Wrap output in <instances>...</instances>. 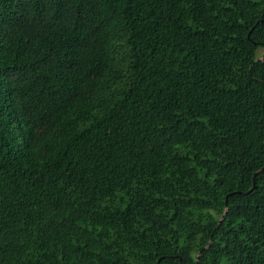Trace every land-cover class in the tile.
Segmentation results:
<instances>
[{"label": "trees", "instance_id": "obj_1", "mask_svg": "<svg viewBox=\"0 0 264 264\" xmlns=\"http://www.w3.org/2000/svg\"><path fill=\"white\" fill-rule=\"evenodd\" d=\"M0 264H264V0H0Z\"/></svg>", "mask_w": 264, "mask_h": 264}]
</instances>
